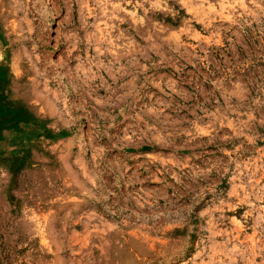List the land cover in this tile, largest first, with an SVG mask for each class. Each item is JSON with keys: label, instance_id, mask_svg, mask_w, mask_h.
Returning <instances> with one entry per match:
<instances>
[{"label": "rangeland", "instance_id": "374dc122", "mask_svg": "<svg viewBox=\"0 0 264 264\" xmlns=\"http://www.w3.org/2000/svg\"><path fill=\"white\" fill-rule=\"evenodd\" d=\"M0 264H264V0H0Z\"/></svg>", "mask_w": 264, "mask_h": 264}]
</instances>
